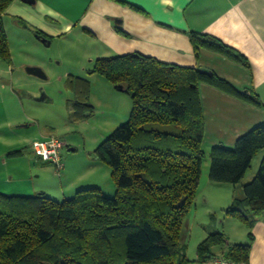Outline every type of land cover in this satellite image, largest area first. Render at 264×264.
I'll return each instance as SVG.
<instances>
[{
	"label": "trees",
	"instance_id": "trees-1",
	"mask_svg": "<svg viewBox=\"0 0 264 264\" xmlns=\"http://www.w3.org/2000/svg\"><path fill=\"white\" fill-rule=\"evenodd\" d=\"M14 1L0 0L3 62L11 59L3 17ZM190 40L197 59L207 50L249 68L245 57L212 36L193 33ZM87 73L123 86L132 100L128 120L94 151L110 169L115 193L89 186L58 201L44 192L0 190V264L186 263L183 228L196 205L206 155L200 84L256 106L262 105L258 95L238 90L212 71L136 54L97 59ZM65 86L73 95L67 102L68 120L92 118L89 79L68 75ZM262 151L264 124L240 136L232 148L217 145L210 150L209 180L241 187L225 213L249 231L264 215V158L253 180L244 181ZM35 157L39 165L54 167L42 156ZM227 243L223 232L211 234L197 247L199 260L214 259L212 250L226 247L219 257L248 264L250 244Z\"/></svg>",
	"mask_w": 264,
	"mask_h": 264
},
{
	"label": "crops",
	"instance_id": "crops-1",
	"mask_svg": "<svg viewBox=\"0 0 264 264\" xmlns=\"http://www.w3.org/2000/svg\"><path fill=\"white\" fill-rule=\"evenodd\" d=\"M32 1L34 3L25 4L23 0H15L4 14L3 21L13 9H23L26 12L17 10L16 15L28 19L29 26L41 30L48 40L46 43L73 34L74 41L84 44V49H87L84 58L92 64L101 58L142 55L170 65L212 71L238 90H249L251 95H258L262 104L260 106L200 84L206 126L203 144L205 151L217 145L232 148L240 136L264 124V0ZM15 23L10 22L13 25L17 24ZM193 33L212 36L238 51L247 59L249 68L207 50H202L197 59L190 40ZM69 100H66L67 112L70 110L67 103ZM15 102L18 103L17 98ZM126 118L122 120L126 121ZM44 135L46 134L35 135L32 140L54 136ZM31 144L32 142L29 143ZM70 151L74 149L70 148ZM90 161L88 172L102 169L110 174V170H105V165L95 155ZM62 162L64 167L59 180L52 176L53 166L39 165L42 163L38 164L36 159L30 161L31 164H38L37 184L33 183L28 189L9 187L5 192L20 195L44 192L61 201L85 186H98L104 191L105 185L111 193L114 191L107 181L104 184L95 178L82 180L87 175L80 177L78 183H71L73 180L70 179V173L73 167L65 163L63 158ZM209 183L211 193H226L229 189L228 195L222 199L220 206L214 204L208 212L198 213V206L195 205L183 228L181 243L186 249L187 257L184 264H212L213 259L199 260L197 247L215 232H223L230 244H250L248 264H264V215L256 219L249 231L245 225L225 213L237 193V187L231 190L226 185ZM195 229L196 236L193 235ZM249 232H252V238L249 237ZM226 250V247L214 248L212 258L219 257Z\"/></svg>",
	"mask_w": 264,
	"mask_h": 264
},
{
	"label": "rangeland",
	"instance_id": "rangeland-1",
	"mask_svg": "<svg viewBox=\"0 0 264 264\" xmlns=\"http://www.w3.org/2000/svg\"><path fill=\"white\" fill-rule=\"evenodd\" d=\"M23 3L32 4L24 0ZM17 10L26 12L23 9ZM17 10L13 9L12 13L6 15L4 21L11 59L10 62L0 61L1 192L9 190V187L28 189L33 183L37 184L38 164L30 163V161H35L34 155L36 156L37 153L29 143L34 142L32 139L35 135L40 136L45 133L44 136L54 135L68 145L64 146L60 155L65 163L73 167L70 173V179L73 180L71 183H78L80 177L87 175L82 180L95 178L104 184L107 181L109 187L114 190L111 195H114L115 189L111 175L102 169L88 172L89 164L96 148L128 120L126 117L129 118L132 108L130 95L117 92L115 86L103 77L97 74L91 76L87 73L89 69H92L93 64L84 58L87 49H84V44H78L77 40H73V34L54 39L48 44L46 40L39 39L37 35L42 34V31L29 26L28 19L16 15ZM11 21L18 25L10 24ZM30 67L41 69L47 79L42 80L28 74L27 68ZM68 74L88 78L91 83L90 102L95 107V113L87 121L71 123L68 120L66 100L73 98L72 93L65 86ZM15 98L18 99L17 104ZM125 118L126 121L122 120ZM70 148L74 151L69 152ZM19 151L22 153L20 154ZM263 156L264 151L254 159L252 168L246 175L245 183L253 180L251 177L258 172ZM209 166L210 150L206 151L199 180L196 197L198 213L208 212L214 204L220 206L222 199L228 195L229 189L226 193L223 191L214 194L210 192ZM63 167V163L62 167H52L53 172L50 171L54 173L52 176L60 180ZM103 168L110 170L106 165ZM227 186L226 188H231V190L234 188L231 185ZM106 187L104 185V192L111 193ZM51 189L54 188L51 187ZM240 190L241 187L237 186V193H240ZM71 197L68 196L65 199ZM196 232L197 229L193 231L194 236Z\"/></svg>",
	"mask_w": 264,
	"mask_h": 264
},
{
	"label": "built area",
	"instance_id": "built-area-1",
	"mask_svg": "<svg viewBox=\"0 0 264 264\" xmlns=\"http://www.w3.org/2000/svg\"><path fill=\"white\" fill-rule=\"evenodd\" d=\"M65 142L59 137H47L42 140H37L31 144L37 155L42 156L46 161H51L54 167H62L61 151L65 146ZM212 264H245L235 263L227 260L225 257H216L212 260Z\"/></svg>",
	"mask_w": 264,
	"mask_h": 264
},
{
	"label": "water",
	"instance_id": "water-1",
	"mask_svg": "<svg viewBox=\"0 0 264 264\" xmlns=\"http://www.w3.org/2000/svg\"><path fill=\"white\" fill-rule=\"evenodd\" d=\"M25 2L27 3H34L32 0H24ZM44 42V41H43ZM27 72L28 74L32 75V76H35L39 79H42V80H46V76L45 74L42 72L41 69L37 68V67H30V68H27ZM119 92H123V93H127L128 90L127 89H124L123 86H116L115 87Z\"/></svg>",
	"mask_w": 264,
	"mask_h": 264
}]
</instances>
